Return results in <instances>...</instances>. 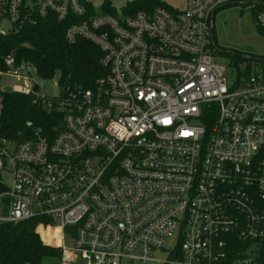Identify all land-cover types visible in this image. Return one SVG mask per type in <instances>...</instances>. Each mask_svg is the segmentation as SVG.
<instances>
[{
  "label": "built area",
  "instance_id": "2783aa9c",
  "mask_svg": "<svg viewBox=\"0 0 264 264\" xmlns=\"http://www.w3.org/2000/svg\"><path fill=\"white\" fill-rule=\"evenodd\" d=\"M95 1L0 0L9 31L53 16L106 68L94 87L57 81L54 96L33 65L4 58L0 178L9 168L13 181L0 223L48 219L37 231L61 250L55 264L73 251L82 264H264V61L232 82L214 55L215 14L237 0L132 13L106 0L101 14ZM251 1L264 30V1ZM6 86L61 111L56 132L28 120L24 139L6 136Z\"/></svg>",
  "mask_w": 264,
  "mask_h": 264
},
{
  "label": "trees",
  "instance_id": "16d2710c",
  "mask_svg": "<svg viewBox=\"0 0 264 264\" xmlns=\"http://www.w3.org/2000/svg\"><path fill=\"white\" fill-rule=\"evenodd\" d=\"M146 2L153 5L159 1ZM146 2H130L125 13L143 8ZM107 12L117 14L116 9L108 4ZM65 31L66 24L50 16L36 17L35 22L26 21L16 30L5 35L0 33V68H6L4 58L14 53L18 63L23 61L33 65L42 79L58 78L62 88L78 84L85 88L94 87L96 80L106 74V68L100 62L101 51L83 38L74 44L68 43ZM4 97L2 132L6 136L24 139L22 133L28 131V120L42 126L46 134L56 132L63 115L61 111L49 112L34 105L32 97L18 92L5 91ZM262 154L264 156V149ZM7 189L0 178V194ZM41 222L48 223L49 220L37 217L19 223H0V264H55L61 259V250L46 244L37 231Z\"/></svg>",
  "mask_w": 264,
  "mask_h": 264
},
{
  "label": "rangeland",
  "instance_id": "374dc122",
  "mask_svg": "<svg viewBox=\"0 0 264 264\" xmlns=\"http://www.w3.org/2000/svg\"><path fill=\"white\" fill-rule=\"evenodd\" d=\"M119 10L124 8L133 0H109ZM264 1V0H263ZM160 3L173 7L183 6L182 0H159ZM106 0H96L94 7L98 14L104 12ZM256 10L254 1L237 0L219 9L214 18L215 39L218 47L222 51L214 52L218 62L224 63L228 68V76L232 82L239 77H244L250 71L259 69L262 63L253 59H245L244 54L250 57H264V30L260 28L256 20ZM0 27L9 32L11 23L9 20L0 21ZM255 67V68H254ZM2 69V68H1ZM6 69V68H3ZM42 91L48 95H58L60 88L55 85L58 78L42 79ZM13 84L12 77L0 75V87ZM2 180L7 187H11L13 176L9 168L2 172ZM4 202L0 199V214H4ZM71 246V241L69 242ZM176 243L175 239L169 241L172 246ZM163 257L164 255L158 254ZM70 264H82L79 253L70 252L66 258Z\"/></svg>",
  "mask_w": 264,
  "mask_h": 264
},
{
  "label": "water",
  "instance_id": "95a60500",
  "mask_svg": "<svg viewBox=\"0 0 264 264\" xmlns=\"http://www.w3.org/2000/svg\"><path fill=\"white\" fill-rule=\"evenodd\" d=\"M215 44H216L217 51H222V49L220 47H218L216 42H215ZM243 57L247 58V59H253V60H256V61H264V57H253V56L250 57V56H247L246 54H244ZM35 89L38 90L39 86L36 85ZM5 90L8 91V92H11L12 91V87L11 86H6Z\"/></svg>",
  "mask_w": 264,
  "mask_h": 264
},
{
  "label": "flooded vegetation",
  "instance_id": "af4514ba",
  "mask_svg": "<svg viewBox=\"0 0 264 264\" xmlns=\"http://www.w3.org/2000/svg\"><path fill=\"white\" fill-rule=\"evenodd\" d=\"M215 41H216V39H215ZM216 43H217V41H216Z\"/></svg>",
  "mask_w": 264,
  "mask_h": 264
}]
</instances>
